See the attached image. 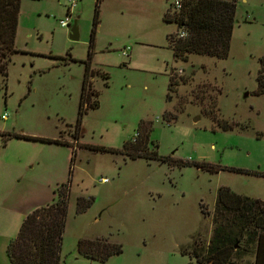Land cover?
Returning a JSON list of instances; mask_svg holds the SVG:
<instances>
[{
	"label": "rangeland",
	"instance_id": "1",
	"mask_svg": "<svg viewBox=\"0 0 264 264\" xmlns=\"http://www.w3.org/2000/svg\"><path fill=\"white\" fill-rule=\"evenodd\" d=\"M175 1L101 0L96 26L98 0H22L20 52L0 76V264H10L9 243L26 218L17 209L37 179L39 192L71 178L61 264H198L184 251L210 241L222 187L264 200V94H257L264 0H237L227 59L192 54L188 61L175 59L169 44L179 28L164 16ZM88 62L98 72L91 79L98 107L80 120ZM216 94L214 119L204 104ZM165 112L175 119L166 121ZM143 120L152 123L159 156L172 161L125 154ZM80 197L91 201L82 213ZM96 239L123 251L106 261L79 253L80 240ZM233 264H255V255Z\"/></svg>",
	"mask_w": 264,
	"mask_h": 264
},
{
	"label": "trees",
	"instance_id": "2",
	"mask_svg": "<svg viewBox=\"0 0 264 264\" xmlns=\"http://www.w3.org/2000/svg\"><path fill=\"white\" fill-rule=\"evenodd\" d=\"M100 2L101 0H98L96 26L99 24ZM21 6L22 0H0V76L3 77L8 76L12 56L20 52L16 48V38ZM236 15L237 0H182V8L179 10L174 9L172 4L164 20L175 23L179 28L176 35L174 33L168 37L175 59L188 61L192 54L227 59L237 22ZM181 30H185L188 35L184 38L180 37ZM260 64L257 94L262 95L264 94V56ZM97 73L91 68V62H88L79 107L80 120L88 108L98 107L99 93L92 88L91 83V79ZM177 84L172 75L170 83L172 92L175 91ZM214 97L215 99L204 104V111L206 115L217 119L213 113L215 105L217 107V94ZM184 110V104L177 107L178 113ZM163 117L166 121L175 119L169 112H165ZM80 120L78 131H81ZM151 131L152 123L143 120L137 138L125 144L123 150L125 154L133 159L144 157L164 162L172 161L171 157L159 156L158 145L151 139ZM9 137L38 140L24 135ZM55 142L70 146L69 143L61 140ZM150 145L154 150H149ZM93 148L111 151L105 147ZM75 159L76 152L73 151L72 164ZM223 169L248 173L242 169L219 168V170ZM71 187L70 178L56 187L54 199L50 204L39 207L26 216L18 236L9 243L7 254L10 264H61ZM77 205L78 212L82 213L90 207L91 201L80 197ZM212 222L213 234L207 246L195 244L194 248L189 252L185 250L184 254L196 258L198 264H233L244 254H254L255 264H264V200L236 193L230 187H222L218 193ZM78 248L81 255L98 261H106L123 251L121 245L111 243L109 239L80 240Z\"/></svg>",
	"mask_w": 264,
	"mask_h": 264
},
{
	"label": "crops",
	"instance_id": "3",
	"mask_svg": "<svg viewBox=\"0 0 264 264\" xmlns=\"http://www.w3.org/2000/svg\"><path fill=\"white\" fill-rule=\"evenodd\" d=\"M35 181L37 183L35 189L24 198L23 204L17 209L22 212L24 216H27L39 207L50 204L54 199V191L52 189L47 190L44 188L42 191L40 190L38 192V179Z\"/></svg>",
	"mask_w": 264,
	"mask_h": 264
},
{
	"label": "built area",
	"instance_id": "4",
	"mask_svg": "<svg viewBox=\"0 0 264 264\" xmlns=\"http://www.w3.org/2000/svg\"><path fill=\"white\" fill-rule=\"evenodd\" d=\"M77 4L74 3L71 7H70V12L72 11V9L74 7H76ZM180 8H182V0H176L174 2V9L179 10ZM72 19V14H70L69 18L67 20H62L61 24L62 26L66 27L70 25V21ZM188 35V33L185 30H181L180 31V37L184 38ZM131 47H125L124 49H122V55L125 57H130L131 56ZM4 118H7V116H4ZM104 181H107V179H104Z\"/></svg>",
	"mask_w": 264,
	"mask_h": 264
},
{
	"label": "water",
	"instance_id": "5",
	"mask_svg": "<svg viewBox=\"0 0 264 264\" xmlns=\"http://www.w3.org/2000/svg\"><path fill=\"white\" fill-rule=\"evenodd\" d=\"M71 38L74 40H77L79 38V29H78L77 21L75 22V25L72 28Z\"/></svg>",
	"mask_w": 264,
	"mask_h": 264
}]
</instances>
